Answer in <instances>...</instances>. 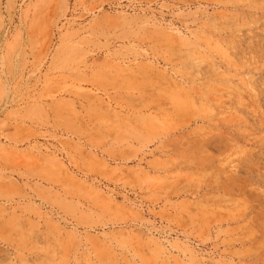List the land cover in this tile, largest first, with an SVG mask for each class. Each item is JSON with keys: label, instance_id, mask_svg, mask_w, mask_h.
Here are the masks:
<instances>
[{"label": "rangeland", "instance_id": "374dc122", "mask_svg": "<svg viewBox=\"0 0 264 264\" xmlns=\"http://www.w3.org/2000/svg\"><path fill=\"white\" fill-rule=\"evenodd\" d=\"M0 264H264V0H0Z\"/></svg>", "mask_w": 264, "mask_h": 264}]
</instances>
